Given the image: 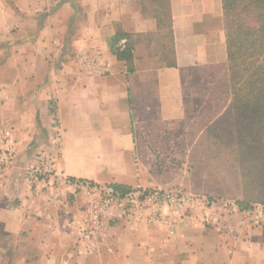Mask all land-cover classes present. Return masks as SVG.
I'll list each match as a JSON object with an SVG mask.
<instances>
[{
	"label": "crops",
	"instance_id": "0c3cea01",
	"mask_svg": "<svg viewBox=\"0 0 264 264\" xmlns=\"http://www.w3.org/2000/svg\"><path fill=\"white\" fill-rule=\"evenodd\" d=\"M169 2L170 31L138 0H0V153L11 152L0 166V235L33 243L32 260L0 264H264L262 206L258 222L256 211L211 224L190 214L96 219L92 196L25 177L44 151L70 177L178 182L182 170L166 159L223 120L231 93L221 0ZM125 36L128 60L112 52Z\"/></svg>",
	"mask_w": 264,
	"mask_h": 264
},
{
	"label": "rangeland",
	"instance_id": "374dc122",
	"mask_svg": "<svg viewBox=\"0 0 264 264\" xmlns=\"http://www.w3.org/2000/svg\"><path fill=\"white\" fill-rule=\"evenodd\" d=\"M251 108L230 105L223 120L217 121L212 130L203 132L196 140L193 134L188 135V140L180 144L181 157L166 159L167 165L182 170L178 182L168 188L231 203L242 201L245 205L241 206L251 214L257 206L264 207V168H257V161L264 160L260 158L264 149H260L259 155ZM172 175L168 173L166 177ZM15 240L14 236L0 235L1 250L7 253V258H0V262L33 259L30 254L33 243Z\"/></svg>",
	"mask_w": 264,
	"mask_h": 264
},
{
	"label": "built area",
	"instance_id": "2783aa9c",
	"mask_svg": "<svg viewBox=\"0 0 264 264\" xmlns=\"http://www.w3.org/2000/svg\"><path fill=\"white\" fill-rule=\"evenodd\" d=\"M128 40L121 37L116 47L119 50L127 49ZM132 48H130V52ZM55 142L61 138L59 125L53 123ZM37 161L30 164L25 171V177L30 183L41 182L44 185L59 186L64 184L74 191L83 192L92 196L94 218H122L125 221L140 219L145 223L158 224L164 222L166 215L173 218H181L186 214L200 216L201 222L205 224L218 223L219 217L235 211H246L237 202L228 200L209 199L207 197L190 194L182 190L162 187H141V186H117L111 183L95 182L89 179L70 177L62 171H58L51 164V156L44 151L37 154ZM11 152L0 153V166L10 160ZM168 212H164V211ZM250 212L249 210H247ZM254 220L258 222L262 217L263 210L257 206ZM83 237L91 239L93 229L82 231Z\"/></svg>",
	"mask_w": 264,
	"mask_h": 264
},
{
	"label": "trees",
	"instance_id": "16d2710c",
	"mask_svg": "<svg viewBox=\"0 0 264 264\" xmlns=\"http://www.w3.org/2000/svg\"><path fill=\"white\" fill-rule=\"evenodd\" d=\"M221 2L230 105L252 107L251 120L257 128V152L261 155L260 149H264V0ZM138 3L142 13L153 18L159 28L171 30L169 0H138ZM130 48L128 41L127 49L119 50L114 46L112 52L117 58L128 60L131 56ZM259 167L264 168V160L257 161ZM242 203L245 205V202Z\"/></svg>",
	"mask_w": 264,
	"mask_h": 264
}]
</instances>
